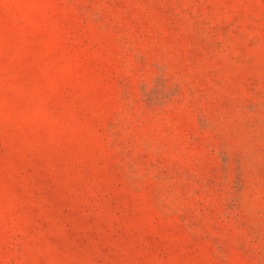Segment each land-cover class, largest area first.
I'll use <instances>...</instances> for the list:
<instances>
[{
    "label": "rangeland",
    "instance_id": "1",
    "mask_svg": "<svg viewBox=\"0 0 264 264\" xmlns=\"http://www.w3.org/2000/svg\"><path fill=\"white\" fill-rule=\"evenodd\" d=\"M0 264H264V0H0Z\"/></svg>",
    "mask_w": 264,
    "mask_h": 264
}]
</instances>
